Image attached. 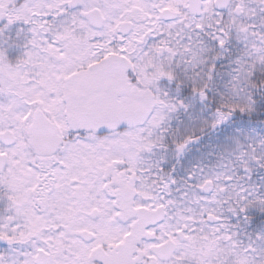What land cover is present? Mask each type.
<instances>
[{"label":"snow or ice","instance_id":"obj_1","mask_svg":"<svg viewBox=\"0 0 264 264\" xmlns=\"http://www.w3.org/2000/svg\"><path fill=\"white\" fill-rule=\"evenodd\" d=\"M0 264H264V0H0Z\"/></svg>","mask_w":264,"mask_h":264}]
</instances>
